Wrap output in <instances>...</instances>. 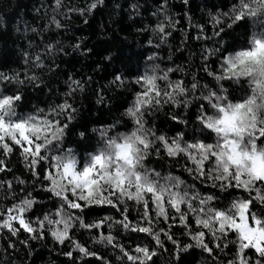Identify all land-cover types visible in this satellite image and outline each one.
<instances>
[{
	"label": "snow or ice",
	"instance_id": "obj_1",
	"mask_svg": "<svg viewBox=\"0 0 264 264\" xmlns=\"http://www.w3.org/2000/svg\"><path fill=\"white\" fill-rule=\"evenodd\" d=\"M103 6L105 0L83 7L52 0L43 27L25 26L40 41L22 52V70L0 71V173L17 156L29 177L0 178L4 253L23 248L31 256L32 242L51 240L70 264H264V0H229L227 10L213 5L195 25L196 72L160 55L176 30L168 0H160L156 23L135 30L147 36L151 54L134 67L131 59L121 62L109 84L95 89L97 104L109 102L108 91L124 90L127 107L91 135L79 131L90 143L78 150L68 134L91 76L68 74L64 92L48 88L56 99L46 109H20L26 87L47 88L43 72L59 71L56 58L67 55L60 41L45 43V30L63 28L57 17L68 13L87 24ZM129 8L138 14L137 3ZM111 44L117 52L106 49L101 63L115 62L120 42ZM70 47L84 56L92 51L80 38ZM193 105L191 121L169 112L183 124L172 136L151 122L165 106ZM121 232L144 237L133 241ZM85 234L87 240L78 238Z\"/></svg>",
	"mask_w": 264,
	"mask_h": 264
},
{
	"label": "trees",
	"instance_id": "obj_2",
	"mask_svg": "<svg viewBox=\"0 0 264 264\" xmlns=\"http://www.w3.org/2000/svg\"><path fill=\"white\" fill-rule=\"evenodd\" d=\"M63 2L67 6L83 7L86 0H63ZM159 2L160 0H105V6L94 10L93 14L87 17V24L76 13L58 16L57 18L63 21L64 27L55 29L53 26L51 30H45L44 39L45 43H51L53 40L60 41L67 55L61 54L56 58L59 71L54 74L48 73L46 70L43 72L42 78L47 82V88L26 87L25 100L20 110L28 112L34 110L35 107L46 109L48 104L56 99L54 95H49L48 88H51L53 93L64 92L68 74H72L77 79L81 75L91 76L92 85L83 94H78L79 117L73 122L68 134L69 146L76 147L78 150L85 148L90 141L81 140L77 135L79 131L87 129L91 135V129L101 124L111 123L127 107L130 97L124 90L108 91L109 102L97 104L95 89L109 84L114 70L121 67V62L127 64L131 59L132 67H134L137 60L143 62V57L151 54L148 50L149 46L144 42L147 36L137 33L135 30L143 25L156 23L152 13ZM132 3L138 4V14L131 12L129 5ZM42 4L48 5V7H41ZM51 4L52 0H0V21H2L0 22V71L22 70V52L28 49L30 41L33 43L40 41L39 36L25 31V26L37 27L39 25L43 27L44 20L41 17H44L46 12L48 17L52 15ZM168 4L170 14L176 22V30L162 46L163 51L160 55L165 60L170 56L175 65H182L185 69L196 72L201 42L193 38L196 35L195 25L204 23L208 11L214 10L213 5L220 7L221 10H227L229 0H189L187 5L183 3V0H168ZM38 7L40 8L39 14L35 11ZM210 33L211 29H209ZM77 38L82 40L85 47L92 50L90 55H81L80 52L74 51L70 47L71 44L76 43ZM229 39L235 41L238 39V33H233ZM112 41L120 42L119 54L112 65H108L106 62L101 63L102 56L107 55L106 49L111 48L114 53L117 52V49L112 47ZM178 48L183 50L178 52L176 51ZM97 64L101 65L99 69H97ZM166 66L169 65L167 63L161 65V67ZM199 75L202 80L206 79L203 73ZM108 103L110 106H107ZM169 112L178 115L187 113L186 118L191 121L195 105L187 110L182 107L174 109L165 106L152 118L151 122L160 131L172 136L183 128V124L172 121ZM8 167L10 171L0 173V178L11 179L13 174L21 179L29 178L24 172V163L17 156L10 158ZM173 170L176 174L181 175L182 179L189 183L193 182L194 178L182 172V168L176 167ZM13 182L15 183V181ZM197 186L204 187L199 182H197ZM2 195L0 192V197ZM124 237L135 241L143 239L144 234L121 232V238ZM21 238L23 239V237ZM78 238L82 241L87 240V234L78 236ZM5 247V241L0 239V264H5V261L8 264H70L69 258L59 254L61 246L57 245L53 249L51 240L42 244L32 242L34 251L31 256L25 255L27 250L23 248H17L15 251L5 254L3 251ZM64 250H67L66 246H64ZM108 255H111V252ZM88 259L90 264H96L93 258Z\"/></svg>",
	"mask_w": 264,
	"mask_h": 264
}]
</instances>
